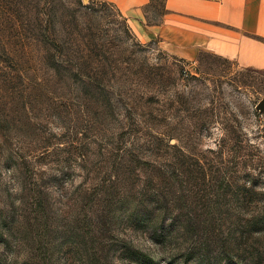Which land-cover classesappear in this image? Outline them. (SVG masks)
<instances>
[{"label":"rangeland","instance_id":"obj_1","mask_svg":"<svg viewBox=\"0 0 264 264\" xmlns=\"http://www.w3.org/2000/svg\"><path fill=\"white\" fill-rule=\"evenodd\" d=\"M261 101L104 0H0V264H264Z\"/></svg>","mask_w":264,"mask_h":264},{"label":"crops","instance_id":"obj_2","mask_svg":"<svg viewBox=\"0 0 264 264\" xmlns=\"http://www.w3.org/2000/svg\"><path fill=\"white\" fill-rule=\"evenodd\" d=\"M104 1L118 7L141 38L158 39L181 58L208 51L264 70V0H165L158 24L146 22L150 0Z\"/></svg>","mask_w":264,"mask_h":264},{"label":"water","instance_id":"obj_3","mask_svg":"<svg viewBox=\"0 0 264 264\" xmlns=\"http://www.w3.org/2000/svg\"><path fill=\"white\" fill-rule=\"evenodd\" d=\"M258 109H264V101H261L257 104Z\"/></svg>","mask_w":264,"mask_h":264},{"label":"trees","instance_id":"obj_4","mask_svg":"<svg viewBox=\"0 0 264 264\" xmlns=\"http://www.w3.org/2000/svg\"><path fill=\"white\" fill-rule=\"evenodd\" d=\"M164 1H165V0H163V4H162V5H164Z\"/></svg>","mask_w":264,"mask_h":264}]
</instances>
